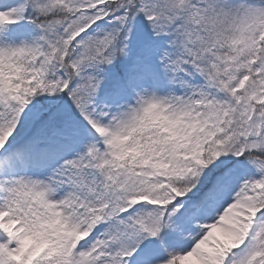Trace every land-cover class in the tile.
I'll return each instance as SVG.
<instances>
[{
  "label": "snow or ice",
  "instance_id": "1",
  "mask_svg": "<svg viewBox=\"0 0 264 264\" xmlns=\"http://www.w3.org/2000/svg\"><path fill=\"white\" fill-rule=\"evenodd\" d=\"M0 264H264V0H0Z\"/></svg>",
  "mask_w": 264,
  "mask_h": 264
}]
</instances>
